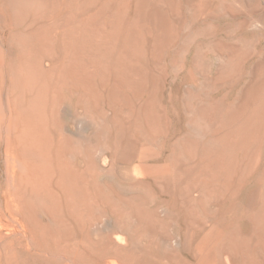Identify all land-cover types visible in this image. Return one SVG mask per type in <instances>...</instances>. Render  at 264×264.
<instances>
[{"label": "rangeland", "instance_id": "obj_1", "mask_svg": "<svg viewBox=\"0 0 264 264\" xmlns=\"http://www.w3.org/2000/svg\"><path fill=\"white\" fill-rule=\"evenodd\" d=\"M32 1L0 0V264H264V0Z\"/></svg>", "mask_w": 264, "mask_h": 264}, {"label": "bare ground", "instance_id": "obj_2", "mask_svg": "<svg viewBox=\"0 0 264 264\" xmlns=\"http://www.w3.org/2000/svg\"><path fill=\"white\" fill-rule=\"evenodd\" d=\"M10 1V0H9ZM13 1V4H14V6L16 7V8H18L19 9V11H21V8L23 7V6H30V4L33 2L32 0H31V3L30 4H28L27 2L28 1H30V0H12ZM35 1V0H34ZM143 1V0H142ZM155 1V0H154ZM145 2V1H144ZM150 2V1H149ZM34 3V2H33ZM28 4V5H27ZM9 5V4H8ZM34 5V4H33ZM97 5V4H96ZM148 5V4H147ZM146 5V6H147ZM145 6V5H144ZM15 7L13 8V6H12V8H13V10H15ZM27 7V8H28ZM102 7V6H101ZM11 8V9H12ZM29 8H32V7H29ZM147 9V8H146ZM17 10V9H16ZM155 10V9H154ZM100 11V10H99ZM153 12V11H152ZM15 13H17V12H15ZM18 14V13H17ZM23 14V13H22ZM153 15V14H152ZM147 16V15H146ZM145 16V17H146ZM154 16V15H153ZM152 17V16H151ZM157 17H158V15H157ZM158 19V18H157ZM155 20V19H154ZM152 23V22H151ZM155 23V22H154ZM153 23V24H154ZM157 23V22H156ZM22 27V26H21ZM155 27V26H154ZM153 27V28H154ZM155 29V28H154ZM135 30H136V28H135ZM164 30V29H163ZM71 31H72V29H71ZM156 31V30H155ZM22 32V31H21ZM150 32V31H149ZM164 32V31H163ZM65 33V32H64ZM155 33V32H154ZM25 34V33H24ZM130 34V33H129ZM157 34H158V32H157ZM162 34V33H161ZM43 35V34H42ZM42 35H40V36H42ZM90 35V34H89ZM127 35V34H126ZM130 36V35H129ZM153 36V35H152ZM160 36V35H159ZM45 37H47V36H45ZM45 37H44V39H45ZM71 37V36H70ZM156 37V36H155ZM65 38V37H64ZM90 38V37H89ZM97 38V37H96ZM52 39V38H51ZM160 39V38H159ZM158 39V40H159ZM69 40V39H68ZM161 40V39H160ZM54 41V40H53ZM52 41V42H53ZM70 42V41H69ZM71 43V42H70ZM94 43H95V41H94ZM101 43V42H100ZM55 44V43H54ZM27 45V44H26ZM65 45V44H64ZM67 45H69V44H67ZM98 45H100V44H98ZM71 46V45H70ZM97 47V46H96ZM76 48V47H75ZM42 49V48H41ZM40 49V50H41ZM67 49V48H66ZM70 49V48H69ZM33 50V49H32ZM67 51V50H66ZM31 52V51H30ZM16 53V52H15ZM30 54V53H29ZM15 56V55H14ZM42 56V55H41ZM30 57H31V55H30ZM50 57V56H49ZM69 57V56H68ZM37 59V58H36ZM79 60V59H78ZM14 61V60H13ZM80 61V60H79ZM93 62V61H92ZM80 63V62H79ZM78 63V64H79ZM71 65V64H70ZM55 67V66H54ZM86 67V66H85ZM43 68V67H42ZM73 68H75V67H73ZM105 68V67H104ZM72 69V68H71ZM85 69H87V68H85ZM73 70V69H72ZM79 71V70H78ZM115 71V70H114ZM123 71V70H122ZM41 72V71H40ZM118 72V71H117ZM120 72V71H119ZM79 74V73H78ZM30 75V74H29ZM55 75V74H54ZM68 76V75H67ZM73 77H74V75H72ZM79 76V75H78ZM119 75H117V77H118ZM28 76H26V78H27ZM52 77V76H51ZM76 77V76H75ZM74 77V78H75ZM79 77H81V76H79ZM60 78H61V76H60ZM77 78V77H76ZM87 78V77H86ZM115 79H116V77H115ZM126 79V78H125ZM79 80V79H78ZM127 80V79H126ZM28 81V80H27ZM60 82V81H59ZM64 82V81H63ZM62 82V83H63ZM86 82V81H85ZM28 83H29V81H28ZM57 83V82H56ZM80 83V82H79ZM59 84V83H58ZM57 84V85H58ZM64 84H66L65 82H64ZM88 84V83H87ZM16 85V84H15ZM30 85V84H29ZM91 85V84H90ZM117 85V84H116ZM129 87V86H128ZM63 88V87H62ZM68 88V87H67ZM85 88V87H84ZM94 88V87H93ZM92 88V89H93ZM34 89V88H33ZM58 89V88H57ZM118 89V88H117ZM86 90V89H85ZM62 91V90H61ZM72 91V90H71ZM33 92V91H32ZM40 92V91H39ZM45 92V91H44ZM228 94V93H227ZM247 94V93H246ZM32 95V94H31ZM45 95V94H44ZM249 97V96H248ZM43 99V98H42ZM248 99V98H247ZM30 101V100H29ZM32 101V100H31ZM39 101V100H38ZM46 101V100H45ZM48 101V100H47ZM40 102V101H39ZM57 102V101H56ZM248 102H249V100H248ZM31 103V102H30ZM30 103H29V105H30ZM33 103V102H32ZM32 103H31V105H32ZM231 103H234V101L233 102H231ZM243 103V102H242ZM241 103V104H242ZM22 104H24V103H22ZM39 104V103H38ZM240 104V105H241ZM248 104V103H247ZM33 105H34V103H33ZM33 105H32V107H33ZM25 106V105H24ZM27 106V105H26ZM45 106V105H44ZM227 106V105H226ZM31 107V108H32ZM52 107H54V106H52ZM216 107V106H215ZM243 107H244V105H243ZM20 108V107H19ZM25 108V107H24ZM37 108V107H36ZM43 108V107H42ZM231 108V107H230ZM247 108V107H246ZM21 109H23V108H21ZM46 109V108H45ZM55 109V108H54ZM28 110H29V108H28ZM43 110V109H42ZM218 110V109H217ZM236 111H237V109H236ZM243 111H246V110H244L243 109ZM257 111V110H256ZM27 112V111H26ZM46 112V111H45ZM254 113V112H253ZM215 114V113H214ZM244 114V113H243ZM233 115V114H232ZM48 116V115H47ZM231 117V116H230ZM239 117V116H238ZM46 121H48V120H46ZM247 121V120H246ZM249 122V121H248ZM257 122V121H256ZM245 123V122H244ZM254 123V122H253ZM246 125V124H245ZM252 125V124H251ZM47 127V126H46ZM45 127V128H46ZM250 127H252V126H250ZM53 128V127H52ZM44 129V128H43ZM261 129H263V128H261ZM243 130V129H242ZM258 130V129H257ZM222 132V131H221ZM246 133V132H245ZM39 134V133H38ZM49 134V133H48ZM257 134V133H256ZM45 135V134H44ZM210 135V134H209ZM68 136V135H67ZM71 137V136H70ZM220 137V136H219ZM241 137V136H240ZM21 138V137H20ZM50 138H51V136H50ZM65 139V138H64ZM69 139V138H68ZM247 139V138H246ZM23 140V139H22ZM52 140V139H51ZM71 140V139H70ZM70 140H69V142H70ZM73 140V139H72ZM32 141V140H31ZM223 141V140H222ZM243 141V140H242ZM48 142V141H47ZM258 142V141H257ZM32 143V142H31ZM39 143V142H38ZM44 143V142H43ZM178 143V142H177ZM216 143V142H215ZM245 143V142H244ZM256 143V142H255ZM51 144H52V142H51ZM179 144V143H178ZM85 145V144H84ZM197 146V145H196ZM208 146V145H207ZM262 146V145H261ZM50 147V146H49ZM51 147H52V145H51ZM39 148V147H38ZM37 148V149H38ZM262 148V147H261ZM47 149V148H46ZM208 149V148H207ZM210 149V148H209ZM244 149V148H243ZM254 150V149H253ZM29 151L30 150H28V153H29ZM263 151H264V149H263ZM40 152V151H39ZM23 153H25V151L23 152ZM34 152H32V154H33ZM252 153H254V151L252 152ZM257 153V152H256ZM26 154H27V152H26ZM31 154V156L32 157H34L33 155ZM35 154V153H34ZM45 154V153H44ZM60 154V153H59ZM62 154V153H61ZM28 155V154H27ZM27 155L25 156V157H27ZM30 155V154H29ZM29 155H28V157H29ZM36 155V154H35ZM50 155V154H49ZM175 155V154H174ZM21 156H24V155H21ZM47 156V155H46ZM239 156V155H238ZM247 156V155H246ZM36 157V156H35ZM240 157V156H239ZM238 157V158H239ZM46 158V157H45ZM50 158V157H49ZM169 158V157H168ZM48 159V158H47ZM253 159V158H252ZM251 159V160H252ZM51 159H49V161H50ZM239 160H240V158H239ZM199 161V160H198ZM62 162V161H61ZM50 163V162H49ZM217 163V162H216ZM240 163V162H239ZM252 163V162H251ZM238 164V163H237ZM58 165V164H57ZM38 167V166H37ZM43 167H44V165H43ZM194 167V166H193ZM192 167V168H193ZM226 167V166H225ZM238 167V166H237ZM45 168H46V164H45ZM13 169V168H12ZM44 169V168H43ZM47 169V168H46ZM45 169V170H46ZM51 169V168H50ZM63 169H65V171H66V168H63ZM14 170V169H13ZM49 170V169H48ZM256 170V169H255ZM63 171V170H62ZM234 171V170H233ZM237 171V170H236ZM240 171H241V169H240ZM259 171V170H258ZM26 173V172H25ZM218 174V173H217ZM52 175V174H51ZM29 176V175H28ZM40 176V175H39ZM53 176V175H52ZM79 176V175H78ZM74 177V176H73ZM182 177V176H181ZM215 177V176H214ZM189 179H191V178H189ZM47 180V179H46ZM45 180V181H46ZM76 180V179H75ZM188 180V179H187ZM196 180V179H195ZM206 180H207V178H206ZM249 180H250V178H249ZM248 180V181H249ZM253 180V179H252ZM32 181V180H31ZM42 181V180H41ZM58 181V180H57ZM62 181V180H61ZM70 181V180H69ZM78 182V181H77ZM188 182V181H187ZM195 182V181H194ZM218 182H219V180H218ZM28 183V182H27ZM204 183H206L205 181H204ZM245 183V182H244ZM47 183H45V185H46ZM59 184H60V182H59ZM211 184V183H210ZM209 184V185H210ZM213 184H214V182H213ZM28 185V184H27ZM30 185V184H29ZM36 185V184H35ZM40 185H42V184H40ZM66 185V184H65ZM23 186V185H22ZM22 186H20V187H22ZM48 186V185H47ZM63 186V185H62ZM207 186V185H206ZM222 186V185H221ZM225 186V185H224ZM240 186V185H239ZM253 186V185H252ZM64 187V186H63ZM72 187H74V186H72ZM77 187V186H76ZM217 187V186H216ZM219 187V186H218ZM245 187V186H244ZM26 188V187H25ZM46 188V187H45ZM207 188V187H206ZM233 188V187H232ZM258 188V187H257ZM40 189V188H39ZM64 189V188H63ZM69 189V188H68ZM78 189V188H77ZM204 189V188H203ZM223 189V188H222ZM231 189V188H230ZM27 190V189H26ZM43 190V189H42ZM48 190V189H47ZM70 190V189H69ZM25 191V190H24ZM41 191V190H40ZM219 191V190H218ZM232 191V190H231ZM241 191V190H240ZM260 191V190H259ZM207 192V191H206ZM210 192V191H209ZM21 193V192H20ZM70 193V192H69ZM232 193H234L233 191H232ZM236 193V192H235ZM210 194V193H209ZM29 195V194H28ZM203 195V194H202ZM207 195V194H206ZM232 195V194H231ZM251 195V194H250ZM26 196V195H25ZM31 196V195H30ZM233 196V195H232ZM238 196V195H237ZM257 196V195H256ZM206 197V196H205ZM33 198V197H32ZM35 199H37L36 197H35ZM233 199V198H232ZM249 199V198H248ZM33 200V199H32ZM32 200L27 196V197H24V199H23V201L22 202H24V204L26 203L27 204V206H32ZM44 201V200H43ZM252 202V201H251ZM35 204V203H34ZM58 204V203H57ZM254 204V203H253ZM36 205V204H35ZM249 206V205H248ZM28 207V208H29ZM246 207V206H245ZM258 207H259V205H258ZM33 208H34V206H33ZM56 208V207H55ZM30 209H32L31 207H30ZM15 210V209H14ZM17 211V210H16ZM258 213V212H257ZM34 215H36V214H34ZM260 216V215H259ZM252 217V216H251ZM258 218V217H257ZM254 220V219H253ZM261 220H263V219H261ZM37 221V220H36ZM41 223H42V221H41ZM40 223V224H41ZM125 223V222H124ZM255 224V223H254ZM253 224V225H254ZM235 228V227H234ZM10 229V228H9ZM22 229V228H21ZM255 229V228H254ZM0 230H1V228H0ZM11 230V229H10ZM19 233V232H18ZM255 233V232H254ZM62 234V233H61ZM229 234H231L230 232H229ZM58 235H59V233H58ZM61 236V235H60ZM228 236V235H227ZM66 237H68V236H66ZM65 237V238H66ZM64 238V239H65ZM230 238V237H229ZM251 238V237H250ZM226 239V238H225ZM247 239V238H246ZM249 239V238H248ZM243 242V241H242ZM67 244H69V243H67ZM264 244V243H263ZM220 245H222V244H220ZM67 246V245H66ZM69 246V245H68ZM112 246V245H111ZM229 246V245H228ZM259 246V245H258ZM73 249V248H72ZM220 249V248H219ZM228 249V248H227ZM231 249H233V248H231ZM234 249H236V248H234ZM243 249V248H242ZM76 250V249H75ZM117 251V250H116ZM227 252H228V250H227ZM72 253H73V251H72ZM242 253V252H241ZM236 254V253H235ZM121 255V254H120ZM242 255V254H241ZM235 256V255H234ZM247 256V255H246ZM237 257V256H236ZM235 257V258H236ZM68 257H66V259H67ZM75 258H77V257H75ZM65 259V258H64ZM72 259V258H71ZM120 259V258H119ZM237 259H238V257H237ZM185 260V259H184ZM244 260V259H243ZM242 260V261H243ZM71 261H73V260H71ZM186 261H188V260H186ZM76 262V261H75ZM190 262V261H189ZM70 263V262H69ZM72 263V262H71ZM107 263V262H106ZM190 263H192V262H190ZM239 263V262H238ZM108 264V263H107ZM126 264H127V262H126Z\"/></svg>", "mask_w": 264, "mask_h": 264}]
</instances>
